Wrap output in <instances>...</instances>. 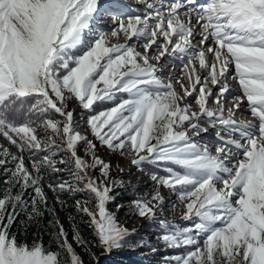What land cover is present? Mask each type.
<instances>
[{
	"label": "snow or ice",
	"instance_id": "obj_1",
	"mask_svg": "<svg viewBox=\"0 0 264 264\" xmlns=\"http://www.w3.org/2000/svg\"><path fill=\"white\" fill-rule=\"evenodd\" d=\"M140 2L144 14L125 12L121 0H0V136L19 153L0 145V166L14 164L0 195V264H83L55 210L47 208L43 188L48 173L65 171L58 165L69 162V179L47 184L56 202L63 208L60 193H88L75 208L89 218L92 243L105 253L130 235L107 208L119 181L95 154L96 144L75 130L72 100L89 111L112 102L88 117L95 139L141 170L166 166L164 175L150 178L178 195L181 218L193 222L177 227L161 220L163 244L186 249L168 264H264V0ZM105 15L114 25L109 32L95 28ZM197 28L201 38L194 45ZM165 57L181 62L175 82L158 75ZM232 68L239 94L226 107ZM118 94L127 98L117 103ZM245 102L250 118L238 119ZM209 128L214 150L194 139ZM81 142L91 163L78 155ZM58 152L69 159L57 161ZM29 188L34 195L25 201ZM163 203L154 191L132 207L153 219ZM41 205L54 217L56 250L11 232L20 211L32 221L43 216ZM68 219L73 240L90 252L75 217Z\"/></svg>",
	"mask_w": 264,
	"mask_h": 264
},
{
	"label": "rangeland",
	"instance_id": "obj_2",
	"mask_svg": "<svg viewBox=\"0 0 264 264\" xmlns=\"http://www.w3.org/2000/svg\"><path fill=\"white\" fill-rule=\"evenodd\" d=\"M123 40V37H121L120 41ZM120 41H112L113 43L120 42ZM142 47L138 46V50H140ZM142 51V50H140ZM161 66L164 64H160ZM174 82V81H173ZM178 86V85H177ZM176 86V87H177ZM177 90L178 87H177ZM118 99L121 98H127L126 94H118ZM119 101H117L118 103ZM187 102L195 108L194 104V98H189ZM209 105H212L210 102ZM113 103L105 108L99 109V110H84L82 109L78 102L75 100L68 102V109L72 110L74 112V121H75V130L78 131L82 136H85L87 139L92 140L94 144H96V150L95 154L99 156L101 159H103L106 162H109L112 165L110 176L112 179L119 181V183L116 185V187L113 189L111 195L114 197V199L108 203L107 208L110 212L114 213L117 221L126 229H128L129 233L131 234L133 231H136L137 234H142L143 232L145 235L150 237V240L153 241L154 248L153 249H162L164 251H168L170 249L174 248H168L166 247L163 242L159 239V237L162 235L164 228L161 226V220H164L166 223H171L177 227H186L191 226L193 223L192 221H185L181 218V214L183 211V205L178 199V195L176 193L171 192L170 190L158 187L152 180L151 175L153 173L147 172L144 170V168L141 170L137 166L131 164V157L129 156H121L119 153L111 152L107 149L106 146H102L99 141L95 139V137L92 135L91 130L87 124L88 117L90 115H95L98 112L105 110L107 108L113 107ZM57 119H60L57 118ZM209 132L212 134H215V131L213 129L209 128ZM202 134V133H201ZM200 134V135H201ZM38 135H44L43 132H38ZM205 136H199L197 138L194 137V139H197L198 142L204 143L201 139H203ZM201 138V139H200ZM6 142V139H4L2 136H0V142ZM205 144V143H204ZM11 148V147H10ZM85 148L86 144L81 142L78 145V155L85 157L91 163V158L85 155ZM25 160H27V154L24 153ZM58 158H64L65 160H68L69 157L65 153L63 155H60ZM69 164H71L69 162ZM117 165L119 168H122L123 171H119L117 168ZM144 167V166H143ZM166 167V166H165ZM91 174L97 178L100 177V172L98 169H91ZM155 173V172H154ZM4 172L2 171V167L0 166V178L3 179ZM69 179V176L66 180ZM82 186V185H81ZM154 191H159L160 194L164 197V203L162 205V208L158 209L156 212V216L153 219H147V218H141L136 214V210L132 207V201L138 198H144L147 196H150ZM118 193L125 195V198H116ZM94 205V201L89 205L92 207ZM119 205V207H117ZM72 216V215H71ZM69 215L62 214L61 218L59 219L60 222L63 224L66 232L68 233V240L69 243L72 244L75 251L81 256L83 260V264H103L104 259H107L113 255V253L118 249H130L132 252H138V249L140 246H142V242H135L136 236L135 235H129L126 239L128 240V245L122 244V247L118 249H113L111 252L105 253L102 248L100 249H94L90 251L91 253H95V255L99 258L98 260H95L90 255L89 251H86L84 248L78 246L76 242L73 240V230H72V221L68 219ZM74 217V216H73ZM78 218L75 216V221L78 223ZM79 219H82V222L85 225L87 224L88 217L86 215H81ZM149 220H154L155 222H158L160 227L162 229V232L160 233H154L152 229H150L146 222ZM135 238V239H133ZM125 239V240H126ZM132 240V242H131ZM131 242V243H130ZM200 244H203V240L201 239ZM144 253H140L142 255ZM180 253L170 254V256L180 255Z\"/></svg>",
	"mask_w": 264,
	"mask_h": 264
},
{
	"label": "trees",
	"instance_id": "obj_3",
	"mask_svg": "<svg viewBox=\"0 0 264 264\" xmlns=\"http://www.w3.org/2000/svg\"><path fill=\"white\" fill-rule=\"evenodd\" d=\"M118 96V95H117ZM119 101L118 97H116V102ZM112 102H104L101 104H97L95 110H99L111 105ZM55 118H59L57 115ZM18 119H22L19 117ZM0 145L9 149V151L13 154H19L15 146L11 145L7 140L6 142H0ZM11 147V148H10ZM27 154V153H26ZM43 154V153H42ZM65 153L58 152L56 155L57 161L60 160L58 158L60 155ZM26 166L30 168V163L25 160ZM60 168L65 169V171L60 173H51L49 172L47 175V179L44 181L43 188L45 195L47 196V208L55 210V218L60 219L62 214L65 215H72L81 217L82 214H78L75 208V201L76 200H89L90 197L86 192H76V193H60L61 199L65 201V206L62 208L59 203L56 202L55 194L47 187L49 182L55 183L59 180H66L69 176L68 169L71 168V164L67 165H58ZM2 171L4 172L3 179L0 178V195H3V191L8 185L5 181L8 179V174L6 169L10 170L14 167V164L11 160L8 161L6 165L1 166ZM144 170L150 173H156L158 175H164L165 165H145ZM14 192L20 191V189L16 188L13 190ZM34 195L31 188L27 189L24 193V200L30 201L31 197ZM125 198L126 196L123 194L118 193L116 198ZM127 198V197H126ZM10 210V209H9ZM41 210L43 211V216L39 217L38 219L29 221L26 213L24 211H20V214L17 216L12 228L11 232L17 234L18 240L21 242H26L28 244H32L34 241H40L42 244L48 248L50 247L51 250H56V245L54 243V236L53 232L55 229L49 224V221L53 220V215L48 211L45 210L44 206L41 205ZM28 211H31L29 208ZM78 218L77 226L80 230L82 237L89 242L90 251L100 249L101 247L95 246L92 242L94 240V236L92 234V230L82 222V219ZM23 222V223H22ZM147 226L154 231V233L162 232L159 223L155 222L154 220H149L146 222ZM130 235H135L136 240L135 242H142V246L139 247L138 252H132L130 249H118L116 250L113 255L107 259H104L103 264H168L170 258L172 256L168 255L180 253L183 254L186 249H170L168 251H164L162 249H153L154 245L153 241L150 240V237L145 235L143 232L142 234H137L136 231H133ZM133 238V239H135ZM132 242V240H131ZM130 242V243H131ZM128 240H124L123 244L128 245ZM140 253H144L140 255ZM174 264V262H173Z\"/></svg>",
	"mask_w": 264,
	"mask_h": 264
},
{
	"label": "bare ground",
	"instance_id": "obj_4",
	"mask_svg": "<svg viewBox=\"0 0 264 264\" xmlns=\"http://www.w3.org/2000/svg\"><path fill=\"white\" fill-rule=\"evenodd\" d=\"M147 11H148V9H147ZM197 32V31H196ZM199 32H200V30H199ZM198 34V32L196 33V35H195V38H200V36H198L197 35ZM114 41V40H113ZM120 42H123V40H121ZM141 44H142V42H140ZM197 43H199V40L197 41ZM208 43H212V41H208ZM194 44V43H193ZM196 45H198V44H196ZM140 50H142V48L140 49ZM162 62H166L167 63V65L165 66V70L166 71H162L164 74H166L168 77L167 78H172L173 79V81L175 82V78L176 77H178L179 75H180V71H181V62L179 61V59L178 58H176V59H174V58H172V57H165L163 60H162ZM232 71L234 70V68H232L231 69ZM169 74H171V76L169 75ZM166 81L168 80V79H165ZM178 87V89H179V86H177ZM216 90L214 89V92H215ZM210 107H214V105L212 104V105H209ZM203 134H210V132L208 131L207 133H203ZM195 138H197V137H195Z\"/></svg>",
	"mask_w": 264,
	"mask_h": 264
}]
</instances>
